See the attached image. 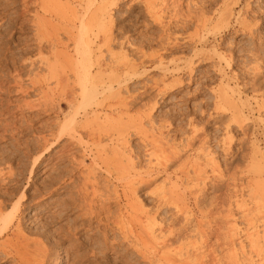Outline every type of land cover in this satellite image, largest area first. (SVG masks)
Listing matches in <instances>:
<instances>
[{"label":"bare ground","instance_id":"obj_1","mask_svg":"<svg viewBox=\"0 0 264 264\" xmlns=\"http://www.w3.org/2000/svg\"><path fill=\"white\" fill-rule=\"evenodd\" d=\"M110 1L79 0L77 5L63 6L61 5V0H19L17 7H14V11L11 12L13 16L8 17L9 19L7 20L0 19V92L4 96H8L12 92L8 88L12 85L16 86V89H19L21 94L23 91L26 94L29 91H37V95L42 99L40 105H43L44 109L39 105L35 107L41 108L44 113L52 112L55 114L57 121V123L56 121L53 122V124H56V131L48 123L45 134H43L44 132H42L43 135L37 134L39 135L38 143L40 145L34 146L37 149L28 144L26 146V143L24 147L22 146V149L19 147L21 155L23 154L25 157L29 154L34 155L29 165L28 176L33 177L40 164L39 159L43 154L48 155L52 146H55L56 143L60 144L65 138L68 140L66 145L62 143L63 146L58 151L56 150L59 160L55 163L50 162L52 164L46 169L49 175L46 176L44 186L41 189L36 188L26 195L24 191H19L21 185L17 184L18 178L16 175H13L15 177L12 176L14 170L8 164H6V167H10L13 173L9 169V172L4 171L6 177H8L5 178L4 174H1L3 171L0 172V260L7 261V259H11L12 264H62L67 259L68 263L71 258V252L67 249L69 245L68 247L60 248H58V245L70 239L74 240L73 236L80 228L85 226L91 229L92 227L99 228L101 224L103 229L104 227L108 229V226H113L115 231H118L122 242L126 240L134 252H137V255L140 253V257L146 258L144 260L150 259L152 262H154L155 256L160 255L159 249L166 248V246L170 247L173 244V239L180 237L179 233L178 235L173 232L176 236L172 240L166 237L161 238V240L158 239V229L156 232L152 226L153 224L155 225V221L153 224L151 223L152 225H146L148 226L146 232V227L145 229L142 228L145 234H143L142 230L139 231L140 227H143L141 226L143 223H141L140 215L144 212L140 211L142 214L138 212L139 206L136 205L137 198H135V194H137L136 191L144 183V177L149 178L153 172L158 173L160 169L166 171L169 163L180 160L182 158L181 155H183L181 153L184 152L185 148L191 147L189 145L193 139L195 140L197 137L201 139L202 144H208L210 137L204 136L203 132L202 134H191V140L187 138L188 141L184 142L185 145H182L181 149H179L181 145L177 147V144H160V142L159 146H152V143L147 140V131H145L144 127L145 123L151 124L150 112L156 105L157 97L155 96L161 94L162 90L167 89L164 82L165 79L161 80L162 84L154 82V85L141 90H130L128 83L136 79L135 77H138V74L140 75L142 71L148 68H160L163 77L168 73L173 79L172 83L176 81V84L177 82L181 83L182 74L187 73L188 80L194 79L192 78L194 77V70L200 62L212 60L213 65H218V67L231 65L234 53L232 55L230 48V51L227 52V49H225L226 51L223 50L220 44L214 43L215 35L219 34L220 28L224 31L239 28L241 32L246 33L250 40L253 41L255 38L253 37V30H255L253 25L257 22L256 19L262 11L260 9L264 7L259 9L256 6V8L253 4L257 0H231L229 2H227L228 0H201V3H194L193 0H159V2L157 0H142L148 10L147 14L153 21L157 22L158 25H155L160 27L161 32L166 37L165 43L162 42L164 44L161 52L156 47L154 50L147 52V50L144 51L142 41L131 40L124 33L126 28L124 30L123 28L125 25L116 29L115 22H113L114 19L112 20L113 17L110 16V11L112 5L117 6V0H114L115 2L112 1L113 3ZM14 2L17 1L9 0L7 4L9 6L14 5ZM94 2H99V5L96 4L95 9L93 7L94 10L90 9L92 10L90 11L89 7ZM218 2H220L219 5ZM7 4L0 5V8L6 10L5 6ZM157 4L158 7L160 5L159 10L149 11L150 9L148 8H151L150 6L155 7ZM215 4H217V7L214 6ZM4 16L6 15L4 14ZM189 25H191L193 33L186 35V38L192 43L191 56L187 60L172 58L170 61H166L163 53L168 51L172 44L175 45L172 40L173 37L171 39L173 42L170 41L173 32L171 28L174 29L177 26L184 28ZM114 31H117V33L115 34ZM175 31L174 33H176ZM12 33H17L18 36H11ZM174 38L177 39L176 36ZM261 38L258 37L257 41L255 40L256 42H254L255 44L251 46V59L253 58L257 62L264 56V39ZM209 45L212 47V51L204 52L203 49ZM255 67L252 69L257 70ZM222 70L220 68V71ZM170 71H173V73ZM23 74H25L24 77H22ZM232 74H230L231 77L235 76ZM256 75L254 76L256 77ZM221 77L224 79L223 81L221 80V84L219 83L220 86L215 91H212V108L210 110L200 108L199 113L201 115L207 114L210 117L211 115H220L228 112L232 119L230 121L237 123L241 129L240 131L243 130L244 135H246L250 126L249 122H247V115H252L253 111L258 115L261 106L264 105L261 101L264 95L259 93L260 91L258 92L259 86H256L254 78L251 79V82L244 81L240 88L234 89L229 86V81L233 79L235 85H237V75L232 79L230 78L231 80H229L228 76ZM167 85L169 86V84ZM1 86L4 90L1 89ZM246 89H250L253 93L251 100L253 102L255 100L254 103L257 106H255V109L247 107L245 101L247 102L248 99L241 96V92ZM19 90L17 92H20ZM138 104L140 107H138ZM8 105L9 103H6V107L3 104L5 108L0 107V140H4L5 136H7L13 140L12 142H18L19 139L27 135L22 132L30 127L24 125L25 123L30 125V121L27 123L28 119H24V116L21 118L17 117V110L21 111V107L20 109H13L16 110L15 113V111H7L9 110ZM28 105L26 108L34 106L32 103L31 106L29 103ZM135 106L141 109L136 110V116L135 113L130 115ZM63 107L68 109L69 112H66L67 114H64ZM6 116L11 117V120L8 117L9 121L5 122ZM20 119H24L25 123L23 121L24 124H17ZM134 135H139L140 140L145 143H143V156L146 157L148 163L145 171L144 169L142 171L139 167L142 155L130 144L131 137ZM223 136L224 142H222V145L230 146L232 136L229 131L225 132ZM71 147L80 148V153L82 154H79V157L71 152L68 154L67 151L72 149ZM253 157L255 156L253 155ZM50 158L48 156L47 161H50ZM65 161H68V165L62 166ZM257 161L255 162L258 163ZM46 164L48 165V163ZM216 165L217 163L215 162L212 164L213 170L217 168ZM16 167L18 168V166ZM182 168L175 169L173 174H177V170L181 175H185L187 172H184L185 169L182 170ZM203 171V167L201 168L199 165L193 168L194 178L197 181L200 179L199 182L205 179V176L202 179V174H205ZM245 173L250 174L252 180L256 177V180L248 186L252 206L245 210L242 209L240 214L241 219L246 223L247 233L244 238L249 245V250L253 253L252 258L250 257V263L264 264V166H252L251 170L245 171ZM175 177L178 178V176ZM217 178L218 176L216 180ZM172 181H168L170 185ZM203 182L202 186L199 185V189L193 195L197 203L205 199L204 187L206 186H204ZM174 184L172 183V188H169L170 185H168L169 187H166L168 188L167 190L163 187L158 200L159 202L168 203V205L172 203V206L177 208L176 200L180 196L177 195L179 191H176V188L178 189L179 186L176 184L174 186ZM182 200L181 203L184 202ZM114 203L119 205L118 208L116 204L118 214L115 217L112 214L113 210L111 211ZM137 203H139L138 200ZM31 205L36 206L32 215L52 210L49 212V218L51 217V219L44 224V226H49V232L43 226V230L38 227L33 228L34 225L32 226L33 230L30 227L26 228L23 213L27 206ZM164 206L166 205L164 204ZM180 206H178V211H182ZM136 211L138 214H136ZM227 212L228 215L225 217L233 215L230 208ZM142 217L144 218V216ZM127 222L129 224L128 227L125 226ZM133 222H137V228L134 227L135 224ZM146 222L148 221L146 220ZM93 224L95 225L92 226ZM49 228H52V230L50 231ZM27 229L32 231H27ZM124 229L125 231H122ZM210 229L214 231H211L212 233L216 234L214 228L211 227ZM230 230L232 231L231 233L229 232L230 239L227 241L223 237L227 241L224 245H230L232 246L231 249L236 251L234 248L235 239H232V234L236 233L235 226H232ZM107 231L101 233L105 246L107 245ZM160 235L162 236V234ZM75 236H77L75 239L78 240V235ZM50 237L52 239H49ZM208 237L210 238V235ZM215 237L216 241H218L220 236ZM157 239L161 242L159 246ZM81 243L80 240L75 247L82 245ZM238 245H240L239 248L244 246L241 240H238ZM127 249L130 248L128 247ZM60 252H64V255H60ZM201 252L195 254L196 257L200 256L199 260L203 262L194 257L198 264H218V256L215 257V254ZM161 254L164 255V253ZM155 262L152 264H155ZM228 262L230 261L228 260ZM185 264L189 263L185 262Z\"/></svg>","mask_w":264,"mask_h":264},{"label":"rangeland","instance_id":"obj_2","mask_svg":"<svg viewBox=\"0 0 264 264\" xmlns=\"http://www.w3.org/2000/svg\"><path fill=\"white\" fill-rule=\"evenodd\" d=\"M8 1L9 0H0V5L7 4ZM16 1L17 2H14V5L12 4L9 6L7 4V6H5L7 8L6 10L0 8V19L7 20L11 16H13L11 15V12L14 11V7H17V3L19 2V0H16ZM77 1L79 0H61L62 2L61 5L63 6L77 5L78 3ZM112 1L115 2L114 0H111L110 2ZM131 1L132 0H127V1L117 0V6L115 7V5H112L110 16L113 17L112 20L114 19L113 22H115L114 25L116 29H118L119 26L123 27L125 25L123 28V30L126 28L124 30V33H126L129 39L131 40L133 39L135 41H140V42L142 41V44H144V51L147 50V52H150L154 50L156 47V49L161 52L162 46L166 41L165 34L161 32V29L159 26L155 25L157 24V22L153 21L152 18H150V16L147 14L148 10L144 6V3L142 0H137V1L135 0L132 2ZM138 1H141V2H138ZM193 1L194 3H197V2L201 3V0H196V1L193 0ZM223 1H226V0H223ZM229 1L231 0H228L227 2ZM157 2H159V0H157ZM220 2H218V5ZM96 4L99 5V2H94V4H92L89 7V10L93 9V7L95 9ZM127 4H129L130 6ZM255 4L253 5L255 7L256 6L259 7L260 9L264 7V0H259V1L257 0ZM216 5L217 4H215L214 6L217 7ZM8 6H9V9H8ZM150 7L151 8H148L150 9L149 11L154 12V11L159 10L160 5L159 7H158V4L155 7L153 6L154 8L152 6ZM30 10H32V8H30ZM260 11L261 13H259V16L256 19L257 22L254 24L255 26L253 25V29H255L253 30V33H254L253 37H255L253 41L250 40L249 36L246 33H244L243 31L241 32V29L239 28H234V29H231L230 31H224L220 28L218 32L219 34L215 35L214 43L220 44L223 50L227 49V52L231 50L232 55L234 53L233 60L231 61L232 63L231 65L227 66L228 68L225 67L224 65H221V67L220 66L218 67V65L215 66L213 65L212 60H206L207 62L205 61L200 62L196 66L194 70L195 71L194 77H192L194 79L188 80L187 73L184 75L182 74L181 83L179 82L180 83L179 84L177 82L178 84L177 83L175 84L176 81L172 83L173 79L170 75H168V73L165 75V77H163V73L160 70V68L156 69V67H154V68H151V69L148 68L145 71H142L140 75L138 74V77H135L136 79H133L128 83V88L130 90H137V89L141 90V89H147L148 86L154 85V82L156 84H162L161 80L165 79L164 82L166 84L167 89L164 88L165 90H162L161 94H158L157 96H155L157 97L156 98L157 101H156V105L154 106V109L151 110L152 113L150 112L151 124L145 123L146 124L145 127L143 126L146 129L145 131H147L146 132L147 133L146 135L148 136L147 140H149L152 143L151 144L152 146H159V142H160V144L162 143L175 144V145L177 144V147L181 145L179 147V149H181V147H183L182 145H185L187 138L188 140H191V134L192 135L200 134V133L202 134L203 132L204 136L207 135L208 137H210L208 144H202L201 139H198L197 137L195 138V140L193 139L189 145L191 147L187 146L188 148L187 149L185 148L184 152L181 153L183 154L181 155L182 160L180 159V160L172 161L173 163L172 162L169 163L166 168V171H163L162 169H160L159 171L162 170L161 172L159 171L158 173L153 172L149 176V178L144 177V180H143L144 183H142V185L136 191L137 194H135L136 195L135 198H137L136 205L139 206L138 212L141 213L143 211L144 213L143 212L142 213L146 215L145 216L142 213H141L142 215L139 214L142 219L141 223H143L141 224V226L143 227H140L139 231L141 230L143 231V229H145L146 227L145 229V232H146L147 227H148L146 225L147 224L149 225L151 223L153 224L155 221V225L154 224L153 225L151 224V225L153 226L156 232L158 229V232H157V234H159L158 239L161 240V238L166 237L168 239L171 238L172 240L173 238H175L176 234L178 233L180 234V235L178 234L180 237H178L177 239L176 238L173 239L172 241L173 244L170 247L166 246V248L159 249L160 255L155 256L154 262L155 260L157 262V263L155 262V264H171V263L172 264H185V262L189 264H198L195 258L198 260L200 259L199 258L200 256L196 257V254L202 253L201 251H203L204 253L215 254V257L218 256L219 257L218 264H220V262L221 264H252V262L250 263V261L253 256V253H251V251L249 250L250 249L249 245L248 243H246V240L244 238L246 236L245 234L247 233L246 223L243 221V219H241L240 214L242 212L241 211L242 209L245 210V209H248L249 207L251 208L252 206V200H251V196L249 195L250 191H249L248 186L256 180L255 179L256 177L252 180L251 175L248 173H245V171L248 172V170H251L252 166H255V167L264 166V113H262L264 111L261 112V110L264 109L262 108V106L264 105L261 106V110L260 112H258V115L255 111H253L252 115L251 114L247 115L248 117L247 122H249L250 126L247 129L246 135H244L243 130L240 131L241 129L238 127L237 123H235L234 121L233 122L230 121L232 119L230 118V115L228 114V112H224L223 114H220V115H211L209 117L207 114L201 115L199 113V109L203 108V109L210 110L212 108V104H213L212 103L213 102V92L212 91H215L220 86L221 82L224 79L221 76L223 77L228 76L229 80H231L233 77H236L237 75L238 76L237 85H235L233 79L229 81V86H231L234 89H237L238 87L240 88L242 83H244V81L251 82V79L254 78V81H256L255 82L256 86L257 87L259 86V90L257 88L258 92L260 91L259 93H262V95H264V62H262L264 61V56H262V59L259 62L253 60V58L251 59V56H252L251 46L255 44L254 42L257 41L258 37L259 38L264 37V15H262L264 14V8L260 9ZM4 14L6 16H4ZM177 27L174 28L175 30L178 29L177 31L171 28L173 30V32L171 31L173 35L171 34L170 41L173 40L175 45L172 44L170 46L171 50L168 49V51H165L163 53V57L164 59L166 58L165 59L166 61H170L172 58H181L182 60L183 59L187 60L188 57L191 56L192 43L188 40V38H186L187 37L186 35L193 33L192 27L191 25H189L188 27L185 26L184 27L185 29L180 28L179 26ZM174 31L176 33H174ZM114 32L115 34L117 33V31H114ZM174 34H176L175 36L177 39L174 38L175 37ZM11 36L15 37V36H18V34L12 33ZM160 39H162L163 41ZM261 39H264V38H261ZM211 46L209 45L205 47L204 48L205 50L203 49V51L204 52L212 51ZM254 61L257 65L254 63ZM253 67L257 68V70L255 69L256 70L255 71L254 69H252ZM220 68L221 70L222 69L223 70L220 71ZM170 72L173 73V71H170ZM231 72L235 76L231 77L230 75L232 74ZM253 74L254 75L257 74L256 77ZM24 76L25 74L22 75V77ZM167 84H169V86ZM16 88L17 87L14 85L10 86L8 89H10L9 91H12V92H10L8 96H4V94L0 92L1 93L0 103L2 100L0 107L2 108L3 104L6 107V103H9L8 105L9 110L7 111L9 112L15 111V113H16V110H13V109H17V108L20 109L21 107V111L17 110L16 115L17 117L19 116L18 118H21L22 116H24L25 117L24 119H28L27 123L30 121V125L29 123L27 125L24 119H20L19 121H17V124L25 123L24 125H26V127H29V126L30 127L26 128L22 132L23 134L26 133L27 135L19 139L18 142L17 141L12 142L13 140H11V138H8L7 136H5L4 140L3 139L0 140V149H1L0 150V167H2L0 168V172L3 171L1 174H4L5 178H8L6 177L5 172L8 171V169L10 172L14 170V173L12 171L13 173L12 176L16 175V177L18 178L17 184L21 185L19 188L20 189L19 191H24V193H26L27 195V193L34 191V189L36 188H39V189L43 188L44 180L46 179V176L49 175L46 169L52 163H55L56 161L59 160L56 155L57 151L58 149H60L61 146H63V144L66 145L68 140L65 138L64 140L60 142V144L56 143L55 146H52L51 151L50 153H48V155L43 154L41 158L39 159L40 164L37 168V171L34 173L33 177H29L28 176L29 165L34 155L29 154L25 157L23 154L21 155L20 151L25 146V143H26V146L28 144L30 146H33L34 149H37L34 146H37V145L40 146L38 143V140H39L38 137L40 134H42V132H44L43 134H45V129L48 126V123H49V126L51 125L50 127L56 131V124H53V122L56 121V117L54 116L55 114H53L52 112L50 113L45 112L46 113L45 114L43 110L41 111V108L35 107L38 105L41 106L40 102L42 101L40 96L37 95L38 94L37 91H36L37 93L35 91H29V93L27 94L23 93L24 92L23 91L21 94V91ZM1 89L4 90L2 86H1ZM18 90L20 92H17ZM252 95L253 93L250 91V89H246L243 92H241V96L243 98L248 99L247 102L245 101V103H247L246 104L247 107H253V109H255L256 103H254L255 102L254 99H253L254 102L251 100ZM39 98L40 100H38ZM23 100H24V104H23ZM25 100L27 101V105H26ZM36 100H38L39 102ZM261 101H262V104H264V96H262ZM248 102H249V105H248ZM28 103L30 104V106H31V103L34 104V106L32 105L31 107L26 108L27 106H29ZM252 104H255V105H252ZM136 107L137 106H135V108ZM138 107H140L139 104H138ZM138 107L136 109L134 108L133 109L134 111L132 110V113L130 115H134L136 110L141 109V108L138 109ZM42 108L44 109V107ZM63 112L64 114H67L69 111L66 107H63ZM136 113H135V116L137 115ZM8 117L9 116L5 117V122L11 120V117L9 118ZM39 129H41L42 131ZM32 130H33V133H32ZM226 130L229 131L230 135L232 136L230 146L222 145L223 144L222 142H224L223 135L225 134V132H227ZM37 131L41 133H38ZM141 141L142 140H140L139 135H134L131 137L130 144L131 146L135 148L136 151L140 153V155H142L139 167L142 171L143 169L145 171L146 170L145 168L148 166V163H147L146 157L143 156V150H144L143 143L144 142L143 141L141 142ZM71 148L72 149L68 150L69 152L67 151L68 154L71 152L75 155H78V157L82 154L80 153L81 152L80 148L78 147L76 148L71 147ZM253 155L255 157H253ZM48 156L51 157L50 161L49 160L47 161ZM213 161L217 163L216 165L217 168L215 170L212 169V164L214 163ZM255 161H257L258 163H256ZM1 163L2 164L4 163L3 164L4 166ZM46 163H48V165ZM182 163H183V166H182ZM6 164H8L12 168V170H10V167L9 168L6 167L7 166ZM180 164L181 166H179ZM250 164L252 165L250 166ZM64 165H68V161H65L62 164V166ZM197 165L201 166V168L203 167L204 169L203 173L205 174H202L203 175L202 179L205 178L204 179L205 181L201 180V182H199L200 179L199 181H197L194 178L193 168L197 167ZM16 166H18V168ZM179 167L180 168L183 167L182 170L185 169L184 172H187L185 174L186 176L184 174L181 175L180 172L178 173L177 170H176L177 174H173V172H175V169ZM175 176H178V178H176ZM217 176L220 179L217 178L216 180ZM179 177L180 178L182 177V178L180 179ZM168 181H172L171 185L169 184L170 182ZM202 182L204 183V186H206L204 187L205 199L202 200L200 203L199 202L197 203L193 195L199 189L200 187L199 185L202 186ZM172 183H175L176 185L179 186L178 189L176 188L177 186L174 187L176 188V191H179L177 192V195H179L180 197L177 198V200H179L180 198L183 199V200L180 199L179 201L176 200L177 208L175 206H172L173 205L172 203L168 205V203L159 202L158 200V196L161 193V191H163V187L164 189L167 190L168 188L166 187H169L168 185H170L169 188H172L171 187ZM215 185L216 187H214ZM137 200L139 203H137ZM181 200L182 202L183 201L184 202L181 203ZM116 204L117 203H114L113 204L114 206L111 207V211L113 210L112 214H114V217L117 216L118 214L117 211L119 208V205L117 204L118 205V208H117ZM164 204L166 206H164ZM140 205L142 206V208ZM178 206H180V209L182 208L181 209L182 211H178L179 209ZM34 207L36 206H32V205L27 206L26 210L24 211L23 213L24 225L26 226V228L30 227L32 230L35 227H38L40 228V230H43L42 229V226H43L44 229H46L47 232H49L48 231L49 226H44V224L46 223V221L51 219V217L49 218L50 216L49 212H51L52 210L42 211V212H38L32 215V213L36 209ZM236 207L238 210L236 209ZM229 208L232 210L233 215L229 217H225L228 215L227 211ZM138 212L136 214H138ZM142 216H144V218ZM145 217L147 218L145 219ZM146 220L148 222H146ZM144 221H145V225H144ZM136 223L137 222L134 223L135 226L132 223L131 225L137 228L138 226H136ZM94 225L95 224H93L92 226ZM128 225L129 224L127 222V225L125 226L128 227ZM232 226H235V229L237 230V231L235 230L237 234L236 233L234 235L232 234V237H233L232 239L233 240L235 239L234 248L236 249V251H233L231 249L232 246L226 245V244L224 245V243L227 242L228 239H230L229 234L232 232L230 230ZM85 227L80 228L78 232L75 234V235H78V240L75 239L77 238V236L74 235L73 236L74 240L70 239L71 241L67 240L63 243H59V245L57 244L58 248L68 247L69 245L67 249L70 250L69 252H71V258L68 260V263L66 259V262H62V264H75V263L76 264H152L154 263L150 259H148L149 261H151L150 263L148 260H144L146 258L143 259L142 257H140V253H138L137 255L136 254L137 252H134V250L129 246L126 240L122 242V239L120 238V235L118 234V231H115L113 226L112 227L108 226V229L104 227L105 230L103 229L102 224L99 226V228L92 227L91 229L89 227L87 228V226ZM211 227L216 230L215 231L216 234L211 232L213 231L210 229ZM206 228L207 230H205ZM49 229L50 231L52 230V228H49ZM32 230L27 229V231H32ZM104 231H107L106 232V237H107L106 246L104 245V238L101 234ZM122 231H125V229ZM173 232H175L176 234H174ZM143 234H145L144 231H143ZM160 234H162V236ZM209 235H210V238L208 237ZM215 236H220L218 241H216ZM223 237L227 241L224 240ZM43 239L45 240V238ZM49 239H52V238L50 237ZM158 239H157V242L159 246L160 245L159 243L161 242ZM80 240L82 242L81 243L82 245L75 247L77 243L79 244ZM238 240H241V242H243V245H244L243 248H239L240 245H238ZM214 244L215 245L217 244V245L215 246ZM228 246H229V249H228ZM128 247L130 249H127ZM191 252H193L194 254ZM161 253H164V255H162ZM60 255L63 256L64 252H60ZM228 260L230 262H228ZM1 261L3 260H0V264L1 263L10 264L12 262L11 259H7V261H3V262ZM199 261H202V260H199ZM48 264H53V263H48Z\"/></svg>","mask_w":264,"mask_h":264}]
</instances>
